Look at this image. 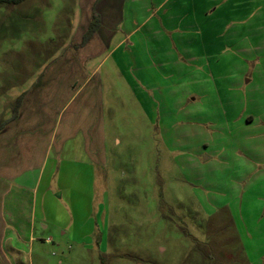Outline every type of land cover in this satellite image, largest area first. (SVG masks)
<instances>
[{
  "label": "rangeland",
  "instance_id": "1",
  "mask_svg": "<svg viewBox=\"0 0 264 264\" xmlns=\"http://www.w3.org/2000/svg\"><path fill=\"white\" fill-rule=\"evenodd\" d=\"M81 1L0 5V122L33 78L78 50L72 38L93 15ZM185 13L199 17L191 4ZM222 43L208 66L182 61L178 69L169 54L153 52L154 43L136 46L135 68L141 56L150 72L146 81L137 77L147 109L118 96L109 112L108 191L80 178L75 189L61 184V200L54 191L58 201L48 205L50 221L38 214L36 240L30 244L28 234L19 251L21 264H264V163L246 160L249 135L239 130L245 92L225 84V73L236 70L223 68L230 54ZM147 52L155 56L149 63ZM211 153L214 164L206 160ZM230 156L232 163L222 161ZM41 197L40 189L37 207Z\"/></svg>",
  "mask_w": 264,
  "mask_h": 264
},
{
  "label": "crops",
  "instance_id": "2",
  "mask_svg": "<svg viewBox=\"0 0 264 264\" xmlns=\"http://www.w3.org/2000/svg\"><path fill=\"white\" fill-rule=\"evenodd\" d=\"M81 2L93 15L79 27L83 32L72 38L78 50L70 48L40 77L33 78L15 101L10 117L0 122V264H21L19 251L25 249L28 234L30 244L36 240L38 214L49 220L52 212L48 205L52 199L58 201L54 191L60 192L61 184L75 189L80 178L91 188L100 181L108 191L111 157L107 127L113 115L109 112L122 96L124 100L128 96L127 106L147 109L145 93L142 97L138 87L141 79H149L146 74L150 72H146L141 56L140 70L135 68L137 45L144 48L154 43L153 52L169 54L178 69L184 62L208 66L204 65L213 61V49L219 51L225 42L230 60L224 61L223 68L231 70L235 65L236 70L234 76L225 73V84L245 92L247 112H242L241 106L238 112H242L240 134L249 135L246 160L253 167L264 163V137L258 141V136H264V0ZM188 4L199 11L198 19L185 13ZM95 17L99 24L86 38ZM147 54V63L155 59ZM137 77L141 81L137 82ZM221 100L224 107L231 106L230 97ZM214 156L218 155L211 153L206 160L214 164ZM232 160L230 156L222 161ZM259 169L257 166L254 172ZM47 227L43 224L45 230Z\"/></svg>",
  "mask_w": 264,
  "mask_h": 264
},
{
  "label": "trees",
  "instance_id": "3",
  "mask_svg": "<svg viewBox=\"0 0 264 264\" xmlns=\"http://www.w3.org/2000/svg\"><path fill=\"white\" fill-rule=\"evenodd\" d=\"M23 0H0V5H4V4H16V3H21ZM99 24V20L97 19V17L94 18V21L92 22L91 25H89V28L87 30V34H86V38H88L89 36H91L93 34V32L96 30L97 25Z\"/></svg>",
  "mask_w": 264,
  "mask_h": 264
}]
</instances>
